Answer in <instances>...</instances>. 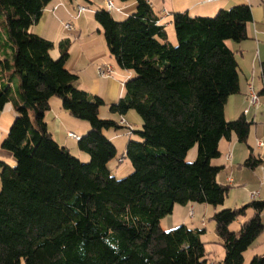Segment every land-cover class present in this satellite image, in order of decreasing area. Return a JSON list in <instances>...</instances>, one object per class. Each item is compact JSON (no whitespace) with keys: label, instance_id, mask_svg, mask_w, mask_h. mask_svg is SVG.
<instances>
[{"label":"trees","instance_id":"16d2710c","mask_svg":"<svg viewBox=\"0 0 264 264\" xmlns=\"http://www.w3.org/2000/svg\"><path fill=\"white\" fill-rule=\"evenodd\" d=\"M53 1L0 0V109L11 102L15 110L1 152L16 162L0 160V264H207L206 229L182 224L166 231L161 220L176 204L225 202L230 185L218 181L224 166L213 164L220 142L236 135L247 143L254 124L225 116L228 98L240 91L228 41L247 39L251 6L235 4L214 16L174 12L176 45L148 0H134L135 10L121 21L107 7L94 10L109 54L132 73L111 111L135 110L143 120L142 130L133 131L140 139L126 145L133 170L118 179L109 169L118 149L104 131L124 126L101 118L105 100L79 87V75L67 67L70 39L60 41L54 59L55 43L30 30ZM54 97L90 122L78 139L89 162L49 131ZM196 145V159L187 162ZM249 148L243 166L255 169L264 157ZM263 213L264 199L257 198L217 211L225 257L211 264H244V253L264 232ZM236 221L240 228L233 231ZM249 264H264V253Z\"/></svg>","mask_w":264,"mask_h":264},{"label":"crops","instance_id":"0c3cea01","mask_svg":"<svg viewBox=\"0 0 264 264\" xmlns=\"http://www.w3.org/2000/svg\"><path fill=\"white\" fill-rule=\"evenodd\" d=\"M54 1L55 2L53 4V10H59L60 11L59 15L61 17H64L66 20H69L70 18L69 16H71L73 19L72 15L76 16L78 5H83L82 0H67L68 2L72 4L71 6L76 11L75 12L71 10V6L69 7L67 5L66 0H54ZM113 1L115 2L116 6L120 8L121 10H125L126 8L128 10V7H129V9L133 11L136 8L135 7L136 2L134 0L122 1V2L121 0H117V1H120L118 3L115 0ZM148 1L151 3L154 11L159 15L161 23H166V24L169 21L168 20L169 14L170 13L174 14V12L187 11L191 15L194 14V15L213 16L221 8L228 9L235 4L244 3V4H249L251 6L252 13H253V19L248 24V27H247V32H248L247 39L241 42L228 41V45L235 52V56L237 58L238 65H239L240 91L236 94L231 95L228 98L226 106H225V116H226V119L229 121L235 120L241 116H245L248 120H253L254 123H256L257 125V122L255 121L256 111L253 112V115L251 117L252 109L256 110V107L252 106L249 109V112L247 114H245L244 111L245 109L249 108V85L250 84L253 85L254 89L259 94L260 106L262 104L264 105V95H261L260 93L264 87V80L262 76V62L264 61V0H213L211 2H205V1L203 2V0H148ZM89 3L90 5L95 6L93 7V11L91 13H93L96 8H102L104 6L106 7V0H91V2ZM83 14L84 13H82L79 17L76 16L75 26L73 27V29L75 28V31L78 33L75 36V41H76L75 44L79 43L80 48H82V50L80 49L81 50L80 55L79 57L76 58L72 56V49L70 48L71 53H70L69 60L67 62V67L70 71L77 73L79 75V87L80 88H84L92 94L102 95L100 92L101 88H100L99 80L95 79L94 83L91 85L92 87L90 88L86 87L85 85H83L84 81L82 80L83 78L82 73H84L89 67L90 69H97L99 65L110 63L107 60L108 58H112V57L110 54H106L105 52L97 53L94 50L89 51V48L86 44L87 42L84 43V41L89 40V38L95 35L96 29L95 30L92 29V26L97 25L95 27L97 28V32L99 36L102 33V30H101L102 27L100 26V24H98V22H96L93 16H90V14L89 16H83ZM51 19H52V16L49 13V10L47 11V14H45V11H44L41 20L33 26L35 27L34 32L38 33L41 36H45L44 35L45 33H50L51 29L49 28L50 26L49 20ZM56 20H57L56 17H54L53 21H56ZM172 21L168 22V24H173ZM63 22L65 21L64 19L61 18L60 23L64 25ZM131 74H132L131 72H124L123 74L124 77L122 76L121 79L115 78L112 80V91L110 94L111 104L116 103L117 99L120 96L124 95L125 90H124L123 81L126 80L128 77H130ZM101 97L103 98V95ZM103 99L106 102L107 99L105 98ZM9 103L4 107V109H0V142L1 140L3 141V139L6 137L9 131V126H10L9 124L13 122V119L15 117V110L13 108L14 107L13 103L10 104L11 108H8V110H5L6 107H9L8 106ZM50 110L52 111V112L50 111L51 113L53 112L55 113L54 114L55 123L54 125H52L53 128H51L49 116L47 114H46L47 115L46 121H48L47 122L48 129L53 135V137L61 145L69 148L71 153L73 155H76L80 159H83V157L88 156V153L77 148L75 138H72L68 135L69 131L67 130L66 133L64 131L65 128L70 129V128L78 126L77 128L81 127L82 130H86V128L88 127L85 125L79 124V122H77L78 118H75L68 111H66L61 105V100L60 99L58 100L57 97L52 98ZM122 121H125L126 124L132 125L138 122V118L134 116V114H132L131 111H129L127 114H125L122 117L121 122ZM256 129H257V126H256ZM251 130H252V126H251ZM83 134L84 133H81L80 137ZM106 135L117 146V143H116L117 134L116 133L111 134L110 130H108L106 132ZM223 143H227V148H229V152L232 153V157L230 159L231 163L238 164L240 167L243 165V162L248 158L249 154L251 153V149L249 148V146L252 147V151L255 155L264 157V150L263 152L256 153V150L252 143V132L250 131V135H249V138L246 144L239 142L236 135H232L230 139H223L220 142L221 156L217 158L215 161V163L218 164V166H224V168H226V163L221 162V160L223 159L222 155H224L223 148H222ZM243 144H245V146L247 145L246 148L243 146ZM258 149H260V147H258ZM0 153L1 155H3V153L1 152V149H0ZM261 168H264V162L262 163ZM228 179L230 182L231 181L233 182L234 180L233 177H228ZM177 205L178 204L175 205L173 209V213L166 216L168 217V224H169L170 229L174 228L177 222L176 220L177 218L179 219L178 222H183L185 224L184 220L180 221L181 220L180 217L174 216L175 211L177 209L176 208ZM181 210L182 208H179L178 212H182ZM166 217H164L163 219H165ZM163 219L161 220V226H162ZM263 221H264V216H263ZM262 235L264 236V232L261 234V236ZM260 237L258 239H260ZM260 244L263 245L262 252L264 253V237L260 241Z\"/></svg>","mask_w":264,"mask_h":264},{"label":"rangeland","instance_id":"374dc122","mask_svg":"<svg viewBox=\"0 0 264 264\" xmlns=\"http://www.w3.org/2000/svg\"><path fill=\"white\" fill-rule=\"evenodd\" d=\"M67 1V0H66ZM117 3L120 1L115 0ZM205 0H203L204 2ZM55 1L51 2L48 6L47 9L45 10V14H47V11L49 10V13L52 16V19L49 20V28L51 29L50 33H45L44 37L52 40L55 43V47L54 49H52L51 51V55L54 59H58L60 57V50H59V43L60 41H62L63 39H70L71 41V49H72V56L74 57H79L80 52L82 50V48H80L79 43L75 44V36L78 34L74 29H67L63 24L60 23V19H64L65 22L70 21L73 23V25L75 26V15L73 16V19L71 16H69V20H66L64 17H61L59 15V10H53V4ZM83 5L86 7V11L84 12L83 16H93L94 17V12L91 13L93 11V7L90 5L89 2H87L86 0H82ZM122 2V1H121ZM206 2V1H205ZM67 5L70 7L72 4L70 2H66ZM117 7V6H116ZM136 7V6H135ZM52 8V9H51ZM102 8H106L105 6ZM71 10L75 11L72 6H71ZM110 11V10H108ZM134 11V10H133ZM133 11H131V9L128 10L127 8L125 10H121V11H117L116 9L110 11L111 14L114 16L115 19H117L118 21H121L123 19H125L130 13H132ZM219 11V10H218ZM76 12V11H75ZM128 13V14H127ZM194 16V14H192ZM216 15V14H215ZM214 16V15H213ZM56 17V21H53V18ZM168 22H171L173 20V14L170 13L168 16ZM52 22V23H51ZM95 22V21H94ZM97 22V21H96ZM166 24L165 30L168 36V41L173 42V44H177V38L175 35V27L173 24ZM89 23V21H88ZM97 24V23H95ZM99 24V23H98ZM35 25V24H34ZM34 25L31 26L30 30L31 32H34ZM97 26V25H95ZM95 26H92V29H96L95 35H93L91 38H89V40L84 41V43L87 44L89 51H96L97 53H101V52H105L106 54H109L108 51V47H107V43L104 37V32L102 30L101 35H98L97 32V28ZM93 48V49H92ZM81 49V50H80ZM104 50V51H103ZM71 53V50H70ZM108 62H110L114 68L116 69V72L113 76L111 77H106L103 75H100L98 68L97 69H90V67L84 72L82 73V80L84 81V84L86 87H92L91 85L94 83L95 79L99 80L100 83V92L103 95V98L107 99L106 103L104 105H102L100 107V117L103 119H112V120H116L121 124V119L124 115H121L119 113H114L113 111H111V102H110V94L112 91V80L113 79H121V77L123 76L124 71L123 69H121L114 58H108L107 60ZM107 64V63H106ZM12 73V72H10ZM120 74V75H119ZM124 77V76H123ZM84 87V86H83ZM84 89V88H81ZM86 90V89H84ZM88 91V90H86ZM120 92V90H119ZM100 95V94H99ZM100 95V96H102ZM122 96H120L116 102L119 101V99ZM58 100H61V105L63 106V100L59 97H57ZM113 103V102H112ZM9 103V107H6L5 110H8V108L10 107ZM252 106L249 103V109ZM14 108V107H13ZM51 110H49L47 112V115L49 116V121L51 124V128H53L52 125H54V112L51 113ZM132 114H134V116H136L138 118V122L135 124H125L123 125L124 127L121 128H110L108 130H110L111 134H117V138H116V143H117V149H118V154L115 158H113L110 162H109V169L111 170L112 175L116 176L118 179L126 177L127 175H129L132 170H133V166L132 163L130 161V159L126 156V145L129 141V139H140L138 133L133 132V131H140L143 128V120L142 117L135 111V110H130ZM256 111V123H254L252 125V143L253 146L257 152H263L264 150V145L262 147H260V149H258V145H257V141L261 140L264 143V105L262 104L261 106H259L258 108H256V110L252 109V114L251 117L253 115V112ZM47 115H46V119H47ZM14 122V119H13ZM9 124V129L12 125V123ZM48 122V121H47ZM77 122H79V124L81 125H85L88 128H86V130H82V128H77V127H73L70 129L65 128L64 131L65 133L68 131H72L74 133H76L79 137L81 133H84L83 135L87 134L90 129H91V125L90 122L85 121V120H81V119H77ZM257 126V129H256ZM107 129L104 131L105 134L108 131ZM85 131V132H84ZM75 142L77 144V148L80 149L79 145H78V139L75 138ZM2 142V140H1ZM0 142V145H1ZM246 144V143H245ZM245 144H243V146L246 148ZM116 145V144H115ZM223 148V153L224 155H222L223 159L221 160V162H225L226 163V168H223L219 175H218V179L219 181H221L222 183H224L225 185H230V189L229 192L226 196L225 202L222 205H218V206H214L211 204H206V203H191L188 205H177V209L175 211V215L176 217H180V221L185 222V224L190 227V228H200V229H206V233L202 234V240L204 242H206V249L209 252L207 254V260L208 263L207 264H211L212 262H217V261H221L222 259H224L225 257V250L223 248V246L219 243V236L217 234L216 231V222L213 219L214 214L217 211H220L222 209L225 208H238L241 207L243 205H245L246 203H248L249 201H251V193L252 192H258L257 195V199H264V168H261V166L256 167L255 169H251L245 166H239L238 164H232L231 163V157L228 158L227 154L229 153V148H227V143H223L222 145ZM263 148V149H262ZM1 149V147H0ZM232 150V149H231ZM198 154V145L194 146L187 154L186 160L187 162H192L196 159ZM75 157H77L76 155H74ZM124 156V160L121 161L120 158ZM78 159H80L78 157ZM0 160L2 161H7L11 166H15L16 162L14 159H7L5 158L3 155H1L0 153ZM83 162H89L91 160V156L90 154H88V156L83 157V159H81ZM230 160V161H229ZM216 159L214 160L213 164L214 165H218L215 163ZM1 169V168H0ZM1 172V170H0ZM228 177H233L234 180L233 182L229 181ZM2 188V181H1V175H0V189ZM260 192V193H259ZM193 206V207H191ZM179 208H182V212H178ZM182 213V215H181ZM264 216V215H263ZM177 222L174 226V228L179 227L180 225L184 224L183 222H178L179 219H176ZM204 222V223H203ZM162 227L164 230L168 231L170 230L169 224H168V217H166L165 219H163L162 221ZM231 230L235 231L238 230L240 228V221H236L235 223H233L231 225ZM263 235L260 237V239H257L251 246L250 248L244 253V257H245V261L244 264H249L250 261L252 260V258L254 257V255L256 254H261L263 253L262 251V244H260V241L263 239Z\"/></svg>","mask_w":264,"mask_h":264},{"label":"built area","instance_id":"2783aa9c","mask_svg":"<svg viewBox=\"0 0 264 264\" xmlns=\"http://www.w3.org/2000/svg\"><path fill=\"white\" fill-rule=\"evenodd\" d=\"M205 1L211 2L213 0H205ZM106 7L110 11H112L114 9L121 11L120 8L116 7V4L113 0H106ZM85 11H86V7L84 5H78L76 16L79 17ZM63 23H64V26L69 30L73 29V27H74L73 23L70 21L63 22ZM98 71H99L100 75H103L106 77H111L115 74L116 69L114 68V66L112 64L108 63V64L99 65ZM249 103L251 106L256 107V108H258L260 106L259 94L256 92V90L254 89L252 84L249 85ZM248 112H249V108L245 109L244 113L247 114ZM121 124L125 125L126 122L122 121ZM68 135L72 138H77V139L80 138L76 133H74L72 131H69ZM257 145H258V147H262L264 145V143L259 140V141H257ZM227 156H228V158H230L232 156V153L229 152L227 154ZM120 160L123 161L124 159L121 158ZM257 195H258V192H253L251 194L252 199H255L257 197Z\"/></svg>","mask_w":264,"mask_h":264}]
</instances>
